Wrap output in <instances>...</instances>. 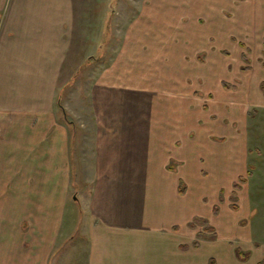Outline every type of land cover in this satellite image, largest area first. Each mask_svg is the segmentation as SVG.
I'll use <instances>...</instances> for the list:
<instances>
[{"label": "rangeland", "instance_id": "rangeland-1", "mask_svg": "<svg viewBox=\"0 0 264 264\" xmlns=\"http://www.w3.org/2000/svg\"><path fill=\"white\" fill-rule=\"evenodd\" d=\"M55 1L51 0L52 9L42 6L48 16L40 15L44 22H51L50 15L57 18L54 14L65 13L55 10ZM67 2L75 9L72 23L59 29L61 35L54 29L45 38H32L36 51L27 52L19 42L17 22L10 23L19 2L0 0V247L12 248L7 255L0 249V256L20 259L17 252L23 256L37 248L44 258L50 257L49 264H85L67 249V237L73 232L67 223L77 221L76 209L63 205L55 213L41 205L58 193H66V204L67 200L70 204L71 195L91 191L93 184L81 179L92 168L90 143L81 145L82 127L102 121L103 111L120 109L121 102L125 110L133 108L136 113L134 119L131 115L123 119L131 117L139 133L148 136L147 145L153 151L143 152L144 158L152 154L155 158L170 136L181 141L175 145H180L185 160L182 164L178 157L169 161L185 171L181 195L186 196L190 212L188 236L181 242L197 240L203 244L201 253L209 254L216 264L225 256L233 260L235 249L249 255L244 262L235 258V264L264 260V0ZM34 79L36 85L31 83ZM150 83L153 89L147 88ZM104 92L109 93L106 105L99 98ZM130 94L136 96L127 98ZM25 95L28 103L23 102ZM36 99L42 105L34 107ZM36 113L58 126L69 121L74 125L75 149L68 144L65 150L68 161L71 155L72 170H77L78 192L67 193L69 179L58 184L50 179L58 169L51 151L59 159L49 141L40 157L27 158L34 153L30 146L41 131L37 135L31 130V139L21 140L28 151L23 149L19 158L20 128ZM169 125L168 133L164 128ZM14 144L17 147L12 148ZM13 156L22 165L15 164ZM35 166L48 179L35 185L19 181L20 175L33 176ZM239 177L245 182H239ZM147 182L168 190L162 180ZM166 196L139 204L154 208ZM194 217L205 219L213 230L193 223ZM176 231L179 228L171 229L172 234ZM53 237L58 238L56 244ZM211 237L215 241L205 245L213 241ZM37 238L41 245L30 243ZM185 262L194 264L196 258L187 255Z\"/></svg>", "mask_w": 264, "mask_h": 264}, {"label": "crops", "instance_id": "crops-1", "mask_svg": "<svg viewBox=\"0 0 264 264\" xmlns=\"http://www.w3.org/2000/svg\"><path fill=\"white\" fill-rule=\"evenodd\" d=\"M14 1L19 2V7L14 15H12L14 12L10 15V23L13 22L12 25L18 24L17 34L20 36L19 42L25 45L27 52L36 51L34 45L37 44L31 43L32 38H36V36L45 38L47 33L50 32L51 34L54 29L57 34L61 35V32H58L59 29L61 30L64 26L67 27L68 22L72 23V13L75 9L73 4L72 9L71 7L69 8L67 0H56L54 2L55 10H65V13H61L60 16L59 14H54L57 18H53L50 15V23L46 20L44 22L40 18V15H43L44 19L48 17L45 16L46 11H44L45 8L43 9L42 6H50L51 8H49L52 9V5H50L52 4L51 0H44L43 4L42 0ZM56 19L59 20V23H56ZM32 64L33 67L37 66L35 63ZM12 71L14 74L16 73L15 70ZM41 80L43 83L42 78ZM31 83L36 85L37 80L34 79ZM153 84L150 83L147 88L150 86L153 89ZM144 92L149 93L147 91ZM117 93L118 95H122L118 91ZM108 94L104 92L99 97L101 101L105 102V105L108 102ZM126 96L127 98H134L136 94ZM151 98H154L153 94ZM34 101V107L42 105V102L39 104L37 99ZM23 102H29L26 95ZM119 106L120 109L115 111H110L114 110V108L109 109V113L108 111H103L102 121L98 122L96 120L93 126L82 127L84 134L81 137V145L83 146V143L86 142L90 143V148H92L90 156L92 168H90V173L82 176L81 179L82 181H88L90 185L93 184L91 191H81L80 195H76L77 197L71 195L70 204L68 200L66 204V193H58L57 196L53 197L52 201L42 203V205L38 202L36 203L40 204L41 207H49L55 213H58L63 205L64 207L68 205L72 210L76 209L77 221L75 223H67L73 230L67 237V249L69 252H75L81 257L76 259L83 260L85 264H186L187 255H194L196 258L194 264H203L204 259L210 256L209 254L203 255L201 253L203 244L201 245L197 240H193L190 244L181 242V238L185 239L188 236L185 228L189 222L187 217L188 211L190 212V209L187 207L186 196L178 193L179 182L182 181L184 184V177L182 175H184L185 171H181L180 165L174 168L169 163L173 159L177 160V157L181 164L185 160L182 157L184 151L179 150L180 145H175L181 141H176L178 137L171 140L170 136L167 147L162 151L159 150L161 152L155 158L154 154L144 158L143 152L149 153V151H153L147 145L149 142L148 136L147 134L143 135L139 133L138 128L131 124V117H129L128 121L123 119L124 115H131L134 119V114L136 113L132 111L133 108L125 110L121 102H119ZM34 116L35 118H28L30 122L28 123L27 120V123H24L20 128L22 132L20 134H23V137L22 135L20 137L21 143L18 142V147L15 144L11 147H17L21 150L18 151L19 158H21L23 146H27L22 145L23 142L21 140H26V138L31 139V135L29 136L28 132L33 131L39 135L38 132L41 131V135L38 136L39 139L35 140L30 146V148L33 146L34 153L32 152L30 156L27 154V158L32 160L31 157H40L41 149L50 142L54 146L53 148L58 150L53 153L59 159L57 162L51 151L53 161L58 169L56 174H51L50 179H56L57 184L60 181L69 179V186H65V189L68 191L67 193L70 190L72 193L78 192V190H75L77 186L74 182L77 170L76 168L72 170L70 164L71 155H69L68 161V155L65 150L68 144V148L72 147L75 149L73 140L77 132L74 130V125L69 121L67 125L58 126L54 120L47 119L49 117L42 119L44 115H38V113ZM139 117L140 114L137 113V118ZM139 122L140 120L138 121V125ZM164 129L169 133L171 126L169 125ZM143 139H146V142ZM177 151L178 154L176 155ZM29 154L31 153L29 152ZM10 155L11 153L8 151V156ZM76 156H74L73 165L76 164ZM19 158L14 159L15 164L22 165V160ZM63 158L66 161H63ZM192 163L194 164L195 162ZM65 164L67 167H65ZM67 169L68 171L66 172ZM34 170L33 176L26 177L25 174L20 175L18 177L19 181H32L34 185L35 183H40L39 180L45 178L43 175L44 171H39L36 166ZM45 179H48V177ZM153 179L165 182L164 185L168 187V190L162 188L159 184L147 182ZM57 184L56 188H58ZM164 193H167L164 202L156 204L157 206L154 208H148L146 205L142 207L139 204L140 202L147 203V200H159V196H162ZM194 218H192V221ZM70 220L71 218L68 219V221ZM206 225L209 226L208 223ZM172 228H179V231L172 234ZM76 233L80 234V236H74ZM47 240L49 239H45L44 241ZM209 240L213 241L205 245H209L215 241L214 237L209 238ZM53 241L56 244L58 238L53 237ZM37 242L39 245L43 243L38 238L34 242L30 241L31 244H36ZM193 242H197L196 247L192 246ZM0 249L5 251L2 255H7L12 251L9 245L0 247ZM30 249L23 256V252H17L20 259L14 258V260H11L0 256V264H49L50 257L44 258V255L41 253L42 250L37 248ZM33 251H35V254H31ZM234 257L236 258L235 254ZM209 259H213L216 264L213 257L206 259L205 264H208ZM234 259L232 260V258L229 259L225 256L224 259L222 258L221 264H224L223 262L225 264H235L237 262Z\"/></svg>", "mask_w": 264, "mask_h": 264}, {"label": "trees", "instance_id": "trees-1", "mask_svg": "<svg viewBox=\"0 0 264 264\" xmlns=\"http://www.w3.org/2000/svg\"><path fill=\"white\" fill-rule=\"evenodd\" d=\"M261 85H262L261 88L263 89V92H264V85L263 84H261ZM224 87L227 88V86H225V85H224ZM238 181L239 182H243V183L245 182V180L243 178H241V177L238 178ZM233 187L235 189H238L239 188L238 184H233ZM183 192H184V184H183L182 181H180L179 182V186H178V193L179 194H183ZM193 221H194V223H199V224L204 225L205 226V229L212 230L211 227H209L208 225H206V220H204V219L194 218ZM190 226H193V225L190 224ZM192 246L193 247H196L197 246V242H193L192 243ZM234 254H235L236 258L240 259L241 261H246L248 259V257H249V255L247 253H244V252H242L241 250H238V249H235L234 250ZM208 264H215V263H214L213 259H209ZM257 264H264V260H262L261 262H259Z\"/></svg>", "mask_w": 264, "mask_h": 264}]
</instances>
